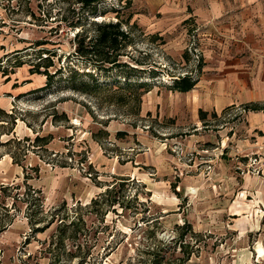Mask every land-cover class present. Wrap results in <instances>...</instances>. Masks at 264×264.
Masks as SVG:
<instances>
[{
  "label": "rangeland",
  "instance_id": "rangeland-1",
  "mask_svg": "<svg viewBox=\"0 0 264 264\" xmlns=\"http://www.w3.org/2000/svg\"><path fill=\"white\" fill-rule=\"evenodd\" d=\"M206 2L0 0V264H264V115L238 91L210 108L227 73L195 20ZM117 19L144 87L75 53L78 30Z\"/></svg>",
  "mask_w": 264,
  "mask_h": 264
},
{
  "label": "crops",
  "instance_id": "crops-1",
  "mask_svg": "<svg viewBox=\"0 0 264 264\" xmlns=\"http://www.w3.org/2000/svg\"><path fill=\"white\" fill-rule=\"evenodd\" d=\"M193 12L222 53L219 61L227 73L224 81L208 84V91L217 95L210 108L216 113L231 104L234 98L221 95L229 91L239 92L235 101H264V0H207L195 4ZM262 112L252 114L259 118Z\"/></svg>",
  "mask_w": 264,
  "mask_h": 264
},
{
  "label": "trees",
  "instance_id": "trees-1",
  "mask_svg": "<svg viewBox=\"0 0 264 264\" xmlns=\"http://www.w3.org/2000/svg\"><path fill=\"white\" fill-rule=\"evenodd\" d=\"M78 1L81 3L82 7L88 8V13H97L96 3L98 0ZM100 15H106V11H102ZM116 18H118V15H116ZM91 23L95 26L93 35H87L84 29L78 30L75 33V53L80 58L84 57V59H87L90 64H93L94 69L96 70H119V72L125 73L122 76L123 81H120L119 79H112L111 82H105L106 84L109 83L111 86L125 85L128 87L133 85L138 88L144 87L145 84L143 82H139L138 84L134 82V84H132V81L129 80L128 75L129 71L133 70L135 67L129 66V64L126 62L121 61V56L124 54L122 49H124L131 42V34L129 31L122 28V21L120 19L107 22H97L92 20ZM77 25H80V18L70 24V26ZM39 53L43 52L39 51ZM48 56L49 55L42 57L41 54L38 55L39 61L30 68V71L34 72L39 70V67H43V71L39 70L37 72H42L46 75V85L50 86L57 71L54 73L48 72V67L52 66V62L49 60ZM123 67H127V70H125L126 68L124 69ZM70 70L73 72V74L76 72L73 68ZM94 72L95 71H86V73H88L89 76H92V79L94 80L93 86L100 87L103 85V82L99 81V78H95L96 75H94ZM196 81L197 79L192 78L189 75H185L183 77H174L172 89L185 92L193 88ZM73 87L85 93L90 92L86 86H83V84L78 87ZM251 109L260 110L262 109V106L255 103L251 105ZM199 113L201 114V119H204L205 112L200 110Z\"/></svg>",
  "mask_w": 264,
  "mask_h": 264
}]
</instances>
